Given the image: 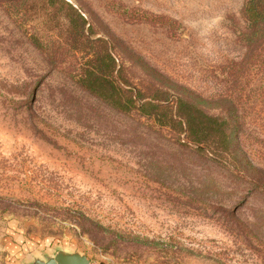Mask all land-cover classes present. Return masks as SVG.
Returning <instances> with one entry per match:
<instances>
[{
    "label": "rangeland",
    "instance_id": "1",
    "mask_svg": "<svg viewBox=\"0 0 264 264\" xmlns=\"http://www.w3.org/2000/svg\"><path fill=\"white\" fill-rule=\"evenodd\" d=\"M66 1L84 31L60 1L0 0V264H264V54L243 43L245 0ZM99 39L117 86L166 108L82 87ZM180 99L227 120L230 158L185 143Z\"/></svg>",
    "mask_w": 264,
    "mask_h": 264
},
{
    "label": "trees",
    "instance_id": "2",
    "mask_svg": "<svg viewBox=\"0 0 264 264\" xmlns=\"http://www.w3.org/2000/svg\"><path fill=\"white\" fill-rule=\"evenodd\" d=\"M56 1H60L67 8L68 16L76 19L78 30L84 31L88 24L86 16L66 0H49L52 5H55ZM243 15L247 22V30L243 34L242 40L252 53L253 59L258 62L264 54V0H245ZM144 16L136 19V21L146 20L153 23V19H161V17L154 18L147 13ZM94 43L104 47L105 55L103 57V53L100 52L89 60L88 66L84 70V78L80 82L83 88L119 111H128L134 107L143 115L151 116L155 110L161 107L166 108L165 105H168V100L162 99L159 93L151 97L152 99L149 101H145L144 95H137L119 88L114 78L115 73H122L123 65L118 68L113 56L114 50L108 49L106 41L99 39L95 40ZM121 83L129 86V81L124 78L121 79ZM175 105L174 113L178 117L176 123L179 132L186 135L187 141L185 143L187 145L190 143L197 145L199 151H203L202 149L207 147L222 157L228 155L227 158H230L232 137L227 132V120L209 115L198 108L187 110L183 99L178 100ZM212 156L216 160H220L217 156Z\"/></svg>",
    "mask_w": 264,
    "mask_h": 264
},
{
    "label": "water",
    "instance_id": "3",
    "mask_svg": "<svg viewBox=\"0 0 264 264\" xmlns=\"http://www.w3.org/2000/svg\"><path fill=\"white\" fill-rule=\"evenodd\" d=\"M31 264H91L89 258L78 252L58 251L44 259L36 258Z\"/></svg>",
    "mask_w": 264,
    "mask_h": 264
}]
</instances>
